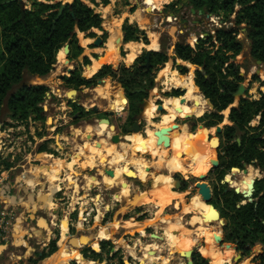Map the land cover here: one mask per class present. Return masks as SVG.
<instances>
[{
	"label": "rangeland",
	"instance_id": "rangeland-1",
	"mask_svg": "<svg viewBox=\"0 0 264 264\" xmlns=\"http://www.w3.org/2000/svg\"><path fill=\"white\" fill-rule=\"evenodd\" d=\"M18 1H20L21 8L26 11L34 10L35 3L61 4L62 7L74 3L75 0ZM80 1L102 18V29H92L89 32L82 33L76 28L75 33L79 41L78 44L83 49L82 55L75 58L76 54L71 52V45L66 44L61 51H65V59L69 61V65L61 64L59 60L60 51L56 56L54 69L49 75L39 77L26 71L20 85L16 86L11 93L13 94L20 88L27 86L47 87L49 91L46 100L44 103L39 104L40 109L44 111L41 116L26 108L16 115V112L11 109L13 105H10V98H7L1 105L0 181H3L0 182V217L1 219L6 218V220L2 223L4 226L0 224V227L8 228L10 226L12 230L15 229L14 231H16L18 225L22 228V226L29 227L37 223L40 228L45 229L43 234H37L42 235L38 241H36L37 235L33 238H27L25 232H22L21 236L14 235L13 243L16 241L17 246H20L21 243H26V247L28 244L31 245L30 249L32 250H29L28 253H22V264H24V261L27 264H70L72 262L77 264H146L148 261H151L152 264H187V260L175 255L177 252L172 253L173 251L170 250L171 248L168 245L169 230L172 228L173 222L182 225L175 233L178 234L181 241L179 252L189 253L195 250L202 259L211 264L212 257L204 256V250L212 247L223 253L224 264H261L260 257L263 250L260 246L255 247L249 254L243 255V258L238 260L237 256L240 251L237 244L226 239V227L230 217L236 211L235 209H241L249 203L258 202L259 197L256 195V190L257 185L264 181V172L258 168L255 162L247 164L240 160V163H236L234 160L237 158L234 160L231 158V155L227 153L229 145L235 142H241L242 145L245 132H237L233 135L232 140H229L225 131L227 126L232 127L234 125L230 118L231 110L238 108L241 102L263 104L264 64L262 63V66L257 64L259 61L253 56L251 42L248 39H245L244 47L238 55L233 56L232 53H227L231 57L229 64L239 67V77L243 78L240 85H245L247 91L242 99H235L232 96V104L223 112H218L212 101L206 99L201 89L195 86L196 71L198 69L189 62L179 60L176 55L178 45L190 46L196 53L204 48L210 51L212 55L218 53L220 47L222 50L224 43L219 41V31L243 28V32H245L247 29L248 25L246 23L238 25L241 6L237 3L233 12L224 11L219 7L217 8L219 13L215 14H211L210 9L204 8L203 11H199L202 13L200 15L190 1L185 3L183 0H155L153 5L146 3V0ZM193 9L196 13H192ZM127 22L130 25H137L147 35L148 45L142 41L124 43L123 27ZM117 25L120 26L123 36L120 43H112ZM87 37L92 40V42L86 40L87 43H91L90 46L84 42ZM243 37L240 35L239 39L243 40ZM97 38H101L104 42L98 48L94 46ZM154 45L157 49L151 48ZM132 51H135L134 59L130 60ZM148 51H159L168 57L167 63L158 67L155 75V88L147 92L146 98L134 99L132 102L127 100L128 104L125 106L119 101L115 103V98L112 96H120L118 93L120 87L110 76L113 73L121 74L123 67L129 68ZM111 52L115 53L114 61H118L112 65L114 72H105V75H109L108 77H97V71H102L105 67L99 61V58L106 55V53L109 55ZM222 53H226V50L224 49ZM86 59L92 65L89 66ZM180 67L186 68L188 73L183 75V71L179 69ZM164 69L167 70V74L165 77H161V72ZM192 70L194 86L198 88V92L209 104L206 113L198 117L195 115L194 111L196 109L193 107L187 110L193 115L192 118L173 119L172 126L165 127L158 134L156 132L158 125L164 123L165 118H169V120L172 118L169 108L175 106L178 111L181 110L179 99L170 96H173L175 91L178 90L184 93L178 81L186 80ZM75 72L80 73L85 80L93 81V87L86 88L78 83L69 85L65 78L71 77ZM227 72L225 68L224 75ZM258 72L259 74H257ZM256 77L257 79H255ZM226 79L224 80L237 82H234V78L230 75H227ZM106 81L110 83L112 92L107 98L100 97L99 94L102 93L99 92L98 94L95 90L100 86L99 82ZM150 83L151 80H147L144 85L148 86ZM73 91H76L77 94L73 95ZM69 96L73 98L72 101ZM123 96L127 99L124 93ZM167 101L171 103L168 105ZM147 103L148 106L153 105L150 113L151 117L149 116L150 121L146 120V110L138 109L133 114L134 104L137 106L138 104ZM160 107H163L164 110L160 111ZM178 111L175 117L184 115L183 111L181 113H178ZM110 112H113V114L111 115ZM260 115L251 121L246 133L252 132L253 134L256 131L255 133L262 135L264 139V132L260 133L261 128L264 127L260 125L262 119ZM136 116H139V118H136ZM105 119L109 120L115 127L114 131L111 127L110 129L114 137L116 135L120 137L121 145L108 138V133H104V136L98 134L97 127H99V123L100 125L109 126L108 123L100 122ZM137 121L141 125V132L139 133L145 138V142L139 143L132 151L131 145L133 144L128 139L136 133L127 134L126 129L132 127ZM103 125L102 127H104ZM90 127H92V131H88ZM183 127L188 128L190 135H194V142L196 141L193 145L196 154L194 156H212L213 160L215 159L218 162L217 168L213 163L210 170L200 176L185 175L182 172L173 170V161L177 160L183 164L188 161L185 159L186 156L180 154L177 157L178 154H174L175 152L172 151L173 140L176 135L173 136L170 145L166 146L163 141V131L169 130L166 134L171 132L180 134ZM219 127L222 128L221 134L217 132ZM205 128L215 129L214 134H210V132L209 134L212 139H217L220 142L219 149L212 145L210 141H204L203 138L199 141L196 139ZM150 129L154 131V134L160 135L158 137L159 144L168 153L163 159L159 155H154L157 143L151 142V139L148 138L147 133ZM87 136L95 139L97 144L99 143V148L104 151L102 155L98 156L97 161H90L92 159V157L90 158L91 153L88 152L90 151V144L86 142L90 137ZM105 139L111 144L108 145ZM122 144L125 146H122ZM201 144H207L210 150L202 147ZM112 147L117 152L113 151ZM81 151L85 154H81ZM119 153L120 155L126 154L128 159L133 158V156L144 158L149 163L147 164L150 165L152 174L144 180L124 174L123 179L122 177L116 180L113 179L108 187L105 185L100 187L91 185L95 180V182H104L112 178L111 175L114 173L115 165L110 164L109 161L114 164L115 159L120 156ZM195 157L191 158V162ZM55 160L62 161L64 164V167L61 168L62 173H59L60 189L56 194L52 193L51 186L58 170L50 166L52 161ZM164 160L166 163H164ZM71 164H73V167L69 169ZM233 164L239 166H231ZM223 167L224 170L221 169ZM47 169H51V171ZM235 169L238 171L234 172ZM250 169H255L254 171H258L259 175L253 182L252 195L246 198L243 194L235 192L236 188L231 185V181L237 184L242 180L245 171L248 170L249 172ZM213 171L216 172L213 173ZM222 175H224L223 178ZM228 177H231L230 182L227 180ZM160 178L168 180V194L175 195L171 200L172 203L166 205L164 202L168 194L161 193L157 198L149 197L153 200L152 202L135 206L134 199L136 197L142 194L149 195L150 192L159 190L160 183L158 180ZM174 179L186 182V186L181 192L176 193L177 190L173 185ZM73 181H76V185H73ZM127 186L130 200H126L123 196L124 188ZM200 196L205 197L204 202H207V205L214 206L219 211L226 226H222L223 224L218 223V221L204 219L205 221L201 223L197 220L201 216L204 218L203 214L205 213L201 205L202 201L198 199ZM12 197H18L20 202H24V206L17 209L11 206L13 204ZM46 204H50L52 209L47 207ZM32 206H36V209H33ZM29 207L34 211L30 209L27 213ZM188 207L191 208V212L184 215V209ZM54 212H57V215ZM29 215H32L31 220H29ZM129 222L132 224L149 223V225L146 227L143 225L144 227H141L143 231L139 228V230L130 233L125 229L126 223ZM104 228L115 229L112 239H104L103 235L99 234V231L105 230ZM203 231L210 233V238L202 239L200 235H203ZM153 235L160 238L155 239ZM218 235L224 240L222 244H218L216 241ZM66 237L68 238L65 243L67 251H63L62 243ZM44 240L46 246L42 248L43 246L40 245ZM79 242L81 246L78 245ZM105 242H110L114 246L112 248L108 246L105 251H102L101 244ZM54 244L56 245L55 253L42 260L41 255L50 254ZM0 245V254H2L5 252V248H2L4 247L3 243H0ZM227 245L232 247L227 248ZM183 246L187 247L184 248ZM229 249L234 252L232 256L225 254V251ZM132 251L139 259L133 257ZM63 254L66 255L65 257L68 260L64 263H57L58 257ZM115 254H117L116 257H114ZM158 257L160 260L156 259Z\"/></svg>",
	"mask_w": 264,
	"mask_h": 264
},
{
	"label": "trees",
	"instance_id": "trees-1",
	"mask_svg": "<svg viewBox=\"0 0 264 264\" xmlns=\"http://www.w3.org/2000/svg\"><path fill=\"white\" fill-rule=\"evenodd\" d=\"M189 1L198 12L208 8L211 14L219 13V9H217L219 7L224 11L233 12L238 3L242 8L238 16V25L244 23L248 25L245 32H243V28L219 31V41H223L224 46L222 50L220 47L215 55L204 48H201L198 53L190 46L178 45L176 48L179 60L189 62L198 69L195 86L201 89L206 99L212 101L218 112H223L232 104V96L238 91L243 80L239 77V67L229 64L231 57L227 53H232L233 56L238 55L244 47L245 39H248L251 42L253 56L264 64V0ZM33 7L34 10L23 12L20 1L0 0V36L2 37L0 40V110L5 100L10 98V105H13L11 109L16 112V115L26 108L41 116L44 111L40 109L39 104L45 102L49 91L44 86H27L11 94L14 88L22 82L24 73L28 71L39 77L49 75L54 69L57 54L66 44L71 45V52H75V58H78L82 55L83 49L79 47L75 33L76 28L82 33H86L92 29H102L103 24L102 18L80 0H75L74 3L67 5L63 15L55 24L61 4L35 3ZM72 15L75 16V19ZM123 33L125 44L142 41L148 45L147 35L137 25L125 23ZM240 35L244 36L243 40L239 39ZM224 49L226 53L223 54ZM114 54V52L109 53V61H114ZM86 60L89 66L92 65L88 59ZM167 61L168 57L165 54L155 51L151 52L148 64L147 52H145L132 66L123 67L121 74L113 73L110 77L120 87L118 93L123 99V104H126L123 93L129 102L134 99L146 98L147 92L155 88V75L158 67L166 64ZM225 68L228 71L226 75H224ZM179 69L183 71V75L188 73L186 68L180 67ZM108 71L114 72L112 66H105L97 74V77H108L109 75H105V72ZM103 74L105 76H102ZM227 75L232 76L234 82H237L225 81ZM65 80L69 85L78 83L86 88L94 85L93 81L85 80L78 72L73 73ZM147 80H151L148 86L144 85ZM96 90L108 97L112 92L110 83L107 81L101 82ZM184 95L178 90L170 97L182 99L185 97ZM133 108V114H135L138 111L136 104L133 105ZM259 115L262 117L260 125L264 126V101L263 104L241 102L238 108L231 110L230 118L234 125L227 126L225 134L229 140H232L235 133L245 132L242 145L237 142L229 145L227 153L233 160L237 158L234 160L236 163H240V160L247 164L255 162L258 168L264 172V139L262 135L255 133L256 131L253 134L252 132L246 133L248 125ZM263 129L264 127L261 128L260 133L264 132ZM256 195L259 197L257 203H249L241 209H235L236 211L230 217L226 227V239L236 243L238 250L245 256L255 247L260 246L263 250L260 263L264 264V181L257 185ZM223 217L225 216L223 215ZM108 246L112 248L114 245L110 242L102 243V251H105ZM55 251L56 245L54 244L51 253L41 255V259L44 260L52 256ZM116 256L117 254L114 255V257ZM193 261L194 264H210L197 253L194 255Z\"/></svg>",
	"mask_w": 264,
	"mask_h": 264
},
{
	"label": "bare ground",
	"instance_id": "bare-ground-1",
	"mask_svg": "<svg viewBox=\"0 0 264 264\" xmlns=\"http://www.w3.org/2000/svg\"><path fill=\"white\" fill-rule=\"evenodd\" d=\"M146 3H149L150 4H155V0H146ZM158 5V4H157ZM99 11V10H98ZM103 12V11H102ZM106 12V11H105ZM108 13V12H107ZM104 14V13H103ZM134 17V16H133ZM124 18V17H123ZM136 20V19H135ZM144 24V23H143ZM148 24V23H147ZM121 26V24H120ZM120 26L117 25L116 26V30L114 32V35L112 37V43H120L121 42V39H122V32H121V29H120ZM115 27V26H114ZM143 27V26H141ZM145 28V27H144ZM173 29V28H172ZM171 29V30H172ZM114 31V30H113ZM110 43V42H109ZM113 46V45H112ZM115 46V45H114ZM138 46V45H137ZM142 47V46H141ZM158 47V46H157ZM136 48V47H135ZM151 48L153 49H157L156 48V45L154 46H151ZM108 55V53H106ZM134 54H135V51H132L131 52V55H130V60H133L134 59ZM59 60L61 62V64H67L69 65V61H67V59H65V51H61L60 54H59ZM110 61L107 59L106 63H109ZM105 64V62H102ZM114 63H117V61H113L112 63H109V64H114ZM99 64L101 65V63L99 62ZM97 69V68H96ZM196 69V68H195ZM167 70H163L161 72V77H165L166 76V73ZM168 77V76H167ZM178 84L180 86V88H183V89H186L187 91V94L185 95V97H183L182 99L178 100L180 105H181V110L178 111L177 108L175 106L169 108V112L172 116V118L169 120V118H165V122L158 125V129L156 130V132L158 134H160V132H162V130L166 127V128H169L170 126H172V120L176 118H183V119H190L193 117V115H191L190 112H187V110H190L191 108H195L196 111L195 112V115L200 117L201 115H203L204 113H206L207 109H208V102L203 98V96H201V94L198 92V90L196 89V87L194 86L195 83H194V74H193V70L191 71V74H189L188 78H186V80H179L178 81ZM98 92L99 94V91L98 90H95ZM69 93V92H68ZM110 94V93H109ZM100 97H105L107 98L108 96L105 95V94H99ZM117 96V95H116ZM112 96L115 98L114 102L117 103L118 101L123 104V99L120 97V96ZM176 101V100H175ZM108 102V100H107ZM168 105L171 103L170 101H167ZM176 103V102H175ZM126 104H124L125 106ZM176 105V104H175ZM94 107V106H93ZM113 107V106H112ZM152 107L153 105H149L148 106V103L146 104L145 106V110H146V113H147V118L146 120L150 121V113L152 111ZM181 113V111L184 112V115H181V116H176V113ZM186 111V112H185ZM150 116V117H149ZM174 120V121H175ZM102 124V123H101ZM95 127V126H94ZM157 127V126H156ZM98 128V134L99 135H102L104 136V133H108V138H111L112 140L114 139V136L112 135V131L110 129L109 126H106V127H102V125H100L99 123V127ZM113 129V128H112ZM188 128H184L182 129V132L180 134H176L175 132H172V136H175L174 138V142H173V147H172V151H174L175 153L174 154H178L177 157L180 155V154H183V156H186V160L188 161L187 163H181L180 161H177L175 160V162L173 161V170L174 171H179V172H182L183 174L185 175H194V176H200L201 174L203 173H206L210 170L211 168V164H213V162H215V159L213 160V157L210 156V155H204L203 157H195L194 155L195 154V148L193 147L194 143V135L189 133V131L187 130ZM114 130V129H113ZM88 131H92V127H90L88 129ZM214 131L215 129H212V130H209V129H203L201 131V135L202 137L198 136L196 137V139L199 141L201 140L202 138L205 139L204 141H210L209 137H210V134H214ZM210 132V134H209ZM91 133V132H90ZM158 134H154V131L153 130H148V133H147V136L148 138L151 139V142H156L157 145L154 149V155H159L162 157V159L167 156V151L164 147L161 146V144H159V139L158 137H160V135ZM165 136V135H164ZM87 137H90V136H87ZM167 137V136H165ZM158 139V140H157ZM168 139V138H167ZM98 140V139H96ZM107 141V139H105ZM85 141V140H84ZM129 142H132L133 145H131L132 147V151L133 149H135V147L139 144V143H144L145 142V138L140 134V133H136L134 135H132L129 139H128ZM163 141L166 145H168L163 137ZM87 143L90 144V152L91 155H90V158L92 157V159H90V161H94L98 159V156L99 155H102L104 151H102L101 148H99L98 144H97V141H95V139L91 138L89 140L86 141ZM124 142V141H123ZM103 143V142H102ZM121 141L119 139L118 141V144H120ZM105 144V143H104ZM107 144H111V143H108L107 141ZM106 145V144H105ZM121 145V144H120ZM216 147H217V144H214ZM112 146V145H111ZM116 146V145H115ZM122 146H125L124 144H122ZM199 146V145H198ZM202 147L206 148L207 150H210L209 146H207V144H201ZM75 147V146H74ZM193 147V148H192ZM107 148H109V146H107ZM77 149V148H75ZM130 149V148H129ZM199 149V148H198ZM112 150H113V147H112ZM201 150V149H200ZM84 151V150H83ZM113 151H116V150H113ZM120 151V150H119ZM198 151V150H197ZM82 152V151H81ZM87 152V151H85ZM87 152V153H88ZM117 152V151H116ZM115 152V153H116ZM75 153V152H74ZM135 154V152H133ZM145 153V152H144ZM81 154H85L84 152H82ZM201 154V153H199ZM112 155V154H111ZM120 155V153H119ZM128 155V153H127ZM173 155V154H172ZM88 156V155H87ZM112 156H115L114 154ZM86 157V156H85ZM192 157H195L194 160L191 162V158ZM89 158V157H88ZM172 159V158H171ZM116 161L113 163L110 162V164L112 165H115L114 167V170H113V174L111 175L112 178H110L109 180H106L104 182H95L93 181L91 185L93 186H97V187H100L101 185H105V186H110L113 179H120L121 176H123L124 174L128 175L129 177H132L134 175V172L132 171H135L136 173V177H139L140 179H147L152 173L150 171V165H148L149 163L146 162L144 160V158L142 157H135L133 156V158H130L128 159L126 157V154H122L120 155L119 157H117L115 159ZM51 161V160H50ZM190 161V163H189ZM148 163V164H147ZM164 163L165 160H164ZM171 165H172V160H171ZM169 163V164H170ZM109 164V165H110ZM51 167H55L56 170H58V174L56 176V178L53 180V184L51 186V189H52V193L56 194L58 193V190L60 189V186H59V173L61 174L62 170L61 168L64 167V164L62 163V161H59V160H55L54 162L52 161V163L50 164ZM73 167V164L70 165L69 169H72ZM161 169V168H160ZM255 170V169H254ZM253 169H250L249 172L247 174H244L243 175V178L240 182H234V181H231V185L233 187H235L236 189L239 190V192H241L242 194H244L245 196H248L250 197L252 195V192H253V182L256 180V178H258V171H254ZM112 172V171H111ZM52 175H54V173H52ZM158 179V178H157ZM166 179V178H165ZM231 180V177H228L227 180L230 182ZM104 180V179H103ZM122 180V179H121ZM120 180V181H121ZM125 180V179H124ZM123 181V180H122ZM160 185H159V190H155V191H152L149 193V195L147 194H142L138 197H136L134 199V204L135 206H140L141 204H145L147 202H152L153 200L150 199L149 197L151 198H157L159 194H168V190H167V182L168 180H164V179H159L158 180ZM125 182V181H124ZM121 183V182H120ZM73 185H76V181H73ZM173 185H174V181H173ZM175 186V185H174ZM92 187V186H90ZM128 186L126 188H124V191H123V196L126 200H130L128 198ZM78 193V192H77ZM78 195V194H77ZM169 195V196H168ZM168 195H166V198H165V202L166 205H168L171 200L175 197L174 194L172 193H169ZM204 198L203 196H200L198 197V199L200 201H202V207L204 208L205 210V213L203 214L204 215V218L201 216L200 218H196L197 220H199L201 223L205 220L209 221V220H212V221H218L219 222V219L217 217V210L214 208V206H211V205H207V202H204ZM81 199V198H80ZM79 199V200H80ZM83 199V198H82ZM78 200V199H77ZM15 198L12 200V203H15ZM76 201V200H75ZM172 203V202H171ZM47 207H50V204H46ZM52 209V208H51ZM190 207L188 208H185L184 209V215H188L191 211H190ZM180 219V218H179ZM205 219V220H204ZM163 221V220H162ZM165 222V221H164ZM163 222V223H164ZM168 222V220H167ZM223 224V222H221ZM152 224V223H151ZM143 225L148 226L149 223H137V224H132V223H126V230L128 232H134L136 230H139V228L141 229V227H144ZM170 225V224H169ZM82 226V225H81ZM118 226V225H117ZM172 228L169 230V239H168V245L170 246V250L173 251L172 253H175V252H179V249H180V244H181V241L178 237V234H175L178 232L179 228L182 227V225L180 223H177V224H174V222L172 223ZM117 228V227H116ZM168 228V226H167ZM175 228V229H174ZM105 229V228H104ZM113 229V228H112ZM103 230V229H102ZM115 230V229H114ZM114 230H111V229H105L103 231H99V234H102L104 239H112L113 237V233H114ZM207 230V229H206ZM141 231H143V229H141ZM140 231V232H141ZM204 232V231H203ZM167 233V232H166ZM131 235V234H130ZM199 235V234H198ZM220 235V234H219ZM200 236H202L201 238L204 239V238H210V233L208 232H204L203 235L201 234ZM155 237H158V238H155ZM154 238L155 239H159L160 237L159 236H155ZM67 237L64 239L65 241H63L62 243V250L63 251H67L66 249V241H67ZM196 241V240H194ZM193 241V243H194ZM77 244V243H76ZM79 246H81V243L79 242L78 243ZM184 248L187 247V246H183ZM217 248H219L218 246H215ZM128 249H130L129 247H127ZM184 250V249H183ZM76 253V252H75ZM133 257L136 258V259H139L137 258V256L134 254V251L131 252ZM233 250L229 249V250H226L225 251V254L226 255H230L232 256L233 255ZM171 254V253H170ZM75 255V254H74ZM77 255V253H76ZM131 255V254H130ZM131 255V256H132ZM66 255L63 254L62 256H59L58 259H57V263H64L65 261H67L68 259L65 257ZM148 256V255H147ZM204 256H211L212 257V262L211 264H224L225 263V258L223 256V253L221 251H217L215 249H213L212 247H209V248H206L204 250ZM147 258V257H146ZM149 258V257H148ZM171 258V257H170ZM210 258V257H209ZM154 259V257H153ZM157 260H160V258H156ZM211 260V259H209ZM139 261H142V260H139ZM145 262V260H143ZM153 261V260H152ZM155 261V260H154ZM156 262V261H155ZM146 264H152L151 261H148Z\"/></svg>",
	"mask_w": 264,
	"mask_h": 264
},
{
	"label": "water",
	"instance_id": "water-1",
	"mask_svg": "<svg viewBox=\"0 0 264 264\" xmlns=\"http://www.w3.org/2000/svg\"><path fill=\"white\" fill-rule=\"evenodd\" d=\"M14 1H17V0H14ZM185 3L186 2H189V0H183ZM66 7H67V5H63L62 7H61V9H60V11H59V13H58V17H57V19H56V21H55V23L61 18V16L63 15V13H64V11H65V9H66ZM22 11L24 12V10L22 9ZM192 13H196V11L193 9L192 10ZM199 14L200 15H202V13L201 12H199ZM73 16V18L75 19V16L74 15H72ZM104 44V42H103V40L101 39V38H97L96 39V41L94 42V46L95 47H101L102 45ZM68 52V51H67ZM151 52L152 51H148L147 52V58H148V64H149V60H150V54H151ZM107 59H108V55L106 54V55H104L103 57H100L99 58V61H101V62H105V64L103 63V66H112L113 64H109V63H106V61H107ZM257 64L258 65H260V66H262L263 64H262V62H257ZM257 74H259V72L257 73ZM99 84H101V82H99ZM246 91H247V87L245 86V85H240V87H239V89H238V91L235 93V94H233V97L235 98V99H242L244 96H245V94H246ZM183 92H184V94H185V92H186V89H183ZM73 93V95H76L77 94V92L76 91H73L72 92ZM70 95V94H69ZM71 96H69V99L70 100H72L73 98H70ZM73 97V96H72ZM145 106H146V104H138L137 105V108L138 109H140V110H143V111H145ZM164 109H163V107H160V111H163ZM136 118H139V116H136ZM100 122H107L108 123V125H109V127H111V128H113L114 130H115V127L111 124V122L109 121V120H107V119H105V120H102V121H100ZM206 129V128H205ZM207 130V129H206ZM169 131V130H168ZM168 131H163V135H165L166 133H168ZM139 132H141V125H140V123L137 121L132 127H130V128H128L127 129V133H139ZM217 132L219 133V134H221L222 133V128H218L217 129ZM119 139H120V137L118 136V135H116L115 137H114V139H113V141L115 142V143H118V141H119ZM164 139H165V141H166V143L168 144L169 143V140L167 139V137H165L164 136ZM209 139H210V142H211V144L212 145H214V144H217V149H219L220 148V142L217 140V139H212L211 137H209ZM121 140V139H120ZM239 143V145H241V142H238ZM214 163V165L217 167V165H218V162H217V160H215V162H213ZM236 171H238V170H234V172H236ZM247 172H248V170H246L245 171V174H247ZM174 185H175V189L177 190V191H181L182 190V188H183V185H182V183H180V182H176V181H174ZM237 194H242L241 192H239V190L238 189H236V191H235ZM244 195V194H243ZM245 196V195H244ZM246 198H248V196H245ZM210 199V198H209ZM209 199H208V201H209ZM218 211V210H217ZM54 214L55 215H57V212H54ZM217 217H218V219H219V222L218 223H221V222H223V225L222 226H226V223H225V221L222 219V216H221V214L219 213V211L217 212ZM212 225V224H211ZM216 236V235H215ZM153 237H155V235H153ZM155 238H158V237H155ZM216 241H217V243L218 244H222L223 242H224V240H223V238L221 237V236H217L216 237ZM232 246L231 245H227V248H231ZM237 249V248H236ZM114 253H116V251H114ZM197 253V251H195V250H192V251H190L189 253H184V252H182V251H180V252H177V253H175V255H178L179 257H182L183 259H185V260H187V264H194V261H193V257H194V255ZM243 252H239L238 253V256H237V259L239 260V259H242L243 258Z\"/></svg>",
	"mask_w": 264,
	"mask_h": 264
},
{
	"label": "crops",
	"instance_id": "crops-1",
	"mask_svg": "<svg viewBox=\"0 0 264 264\" xmlns=\"http://www.w3.org/2000/svg\"><path fill=\"white\" fill-rule=\"evenodd\" d=\"M86 40H91V39H89V38H85L84 39V42L88 45V46H90L91 45V43H87L86 42ZM91 42H92V40H91ZM118 62V61H117ZM101 70H99V71H97L98 73L100 72ZM96 72V73H97ZM126 100V105L128 104V102H127V99H125ZM180 100V99H179ZM72 101V100H71ZM110 114L112 115L113 114V112H110ZM128 129V128H127ZM127 129H126V132H127ZM161 133V132H160ZM128 134V133H127ZM165 136H167V138H168V140H169V144L168 145H166V146H169L170 145V143H171V140H172V138H173V136H172V132L170 133V134H165ZM183 155V154H182ZM48 167V166H47ZM47 170H49V171H51V169H47ZM62 172V171H61ZM132 172H134V175L133 176H136V173H135V171H132ZM122 177V176H121ZM122 179H123V177H122ZM3 180H1L0 182H2ZM174 192V191H173ZM178 191H176V193H177ZM179 192H181V191H179ZM140 196V195H139ZM13 199L15 198L16 200H17V202L16 203H13L11 206H13L14 208H18V207H23L24 206V202H20V200H19V198L18 197H12ZM6 207V206H5ZM33 207V209H36V206H32ZM31 208L29 207L28 209H27V213H28V211L30 210ZM33 209H31V211H34ZM5 210H6V208L4 209V212H5ZM11 210H12V208H11ZM15 211V210H14ZM13 212V211H12ZM29 217V220H31L32 219V215H29L28 216ZM6 220V218H4V219H1V217H0V224L2 225V226H4L2 223L4 222ZM18 225V224H17ZM16 226V225H15ZM15 229H13L12 230V227L10 228V226L8 227V228H2V227H0V243H3L4 244V247H2V248H5V252L4 253H2V254H0V260L2 261L0 264H22V262L21 261H23V257H22V253H28L29 252V250H32V249H30V247H31V245L30 244H28V246L26 247V243H21L20 244V246H17L18 244L17 243H13V238H14V235H22V232L24 233L25 232V235H26V237L27 238H33L35 235H37V234H43V232H45V229L44 228H40L39 226H38V224L37 223H35V224H32L31 226H29V227H24V226H22V228H21V226H17V229H16V231H14ZM38 232V233H37ZM42 237V235H37L36 236V241H38L39 240V238H41ZM50 238V237H49ZM17 244V245H16ZM39 244V243H38ZM40 245V244H39ZM40 246H43L42 248H44V246H46V241L44 240V242L40 245ZM0 247H1V245H0ZM1 248V249H2ZM24 264H27V262L26 261H24L23 262Z\"/></svg>",
	"mask_w": 264,
	"mask_h": 264
},
{
	"label": "flooded vegetation",
	"instance_id": "flooded-vegetation-1",
	"mask_svg": "<svg viewBox=\"0 0 264 264\" xmlns=\"http://www.w3.org/2000/svg\"><path fill=\"white\" fill-rule=\"evenodd\" d=\"M242 161V160H241ZM217 168V167H216ZM222 170H224V167L223 168H221ZM216 171H213V173H215ZM210 174V173H209ZM223 176L224 175H222V178H223ZM174 181H176V182H180V183H182V185H183V188H182V190L184 189V187L186 186V182L185 181H182V180H175L174 179ZM224 184H225V182H224ZM233 188V187H232ZM181 190V191H182Z\"/></svg>",
	"mask_w": 264,
	"mask_h": 264
}]
</instances>
